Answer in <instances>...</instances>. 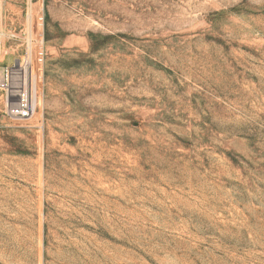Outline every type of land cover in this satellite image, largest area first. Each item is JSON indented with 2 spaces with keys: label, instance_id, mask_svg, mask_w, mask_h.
Listing matches in <instances>:
<instances>
[{
  "label": "rangeland",
  "instance_id": "1",
  "mask_svg": "<svg viewBox=\"0 0 264 264\" xmlns=\"http://www.w3.org/2000/svg\"><path fill=\"white\" fill-rule=\"evenodd\" d=\"M26 31L0 264H264V0H0V81Z\"/></svg>",
  "mask_w": 264,
  "mask_h": 264
},
{
  "label": "built area",
  "instance_id": "2",
  "mask_svg": "<svg viewBox=\"0 0 264 264\" xmlns=\"http://www.w3.org/2000/svg\"><path fill=\"white\" fill-rule=\"evenodd\" d=\"M26 51L14 66L7 67L0 81L6 115L15 122L31 119L38 109V81L33 72L34 45L43 46L44 38L25 33Z\"/></svg>",
  "mask_w": 264,
  "mask_h": 264
},
{
  "label": "crops",
  "instance_id": "3",
  "mask_svg": "<svg viewBox=\"0 0 264 264\" xmlns=\"http://www.w3.org/2000/svg\"><path fill=\"white\" fill-rule=\"evenodd\" d=\"M20 18H21V15L17 11L8 10L5 8L4 9V18H3V22H2L3 29L6 32H11L13 24H15L14 22L20 23Z\"/></svg>",
  "mask_w": 264,
  "mask_h": 264
}]
</instances>
